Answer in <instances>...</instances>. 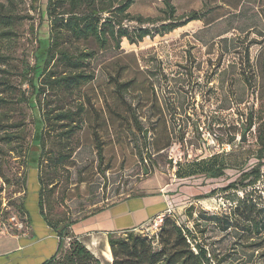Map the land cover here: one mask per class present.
Returning a JSON list of instances; mask_svg holds the SVG:
<instances>
[{
    "label": "rangeland",
    "instance_id": "1",
    "mask_svg": "<svg viewBox=\"0 0 264 264\" xmlns=\"http://www.w3.org/2000/svg\"><path fill=\"white\" fill-rule=\"evenodd\" d=\"M12 1L19 19L15 37L0 39V57L6 58L0 59V119L9 120L5 132L21 139L5 147L0 131V237L16 239L32 235L20 210L26 186L31 218L36 210L42 123L27 80L38 86L48 22L46 0ZM0 4L9 5L8 0ZM166 4L176 17L198 12L201 20L138 44L123 40L119 50L97 54L91 63L94 81L74 96L75 103L91 105L92 111L87 109L72 140L73 154L57 169L47 170L45 160L39 170L43 179L52 180L44 191V214L62 226L144 195H159L166 210L134 234L154 235L169 218L193 228L216 264H264V157L260 181L254 189H242L248 183L244 174L258 164V137H264V0H135L128 13L154 24L124 26L131 31L159 28ZM26 65L27 79L22 74ZM114 77L132 81L122 100ZM139 127L148 130L146 141ZM95 134L103 147L102 164ZM27 146L31 149L25 152ZM212 156L214 163L224 164L223 177L189 176L193 164ZM235 180L237 190L222 191ZM245 194L256 205L253 215L235 212ZM251 218L259 223L260 234L243 231ZM72 237L69 230L64 250ZM77 237L101 264H110L103 258L104 237L103 242L99 234Z\"/></svg>",
    "mask_w": 264,
    "mask_h": 264
},
{
    "label": "trees",
    "instance_id": "2",
    "mask_svg": "<svg viewBox=\"0 0 264 264\" xmlns=\"http://www.w3.org/2000/svg\"><path fill=\"white\" fill-rule=\"evenodd\" d=\"M37 2V0H34ZM135 0H46L45 13L48 22V43L45 58L39 74L38 86H34L31 79L29 85L33 88L34 103L37 107L39 118L42 123L40 133V160L35 170L36 209L45 226L56 236L57 249L53 256L40 264H101L93 253L79 241L73 232V226L81 221L72 222L61 226V220L50 221L44 214V191L45 187L52 184V180L43 179L39 170L46 160V168L57 169L69 160L73 154L72 140L81 130L87 109L92 111V106L86 103H75L74 99L82 88L94 81V71L91 63L99 52L106 50H119L121 42L126 40L128 44L134 45L142 42L152 34L164 36L181 28L188 23L201 20V14L190 12L187 15L176 17L174 8L166 4L165 18L159 28L151 30L148 28H137L129 30L125 23H136L142 26L146 23L154 24L150 19L141 16H131L129 8ZM8 4H0V39L15 37V24L19 19L17 14L11 10L13 1ZM0 59L5 61V56ZM6 62V61H5ZM25 66V79L30 68ZM116 95L122 100L132 87V81H119L113 78ZM36 89V90H35ZM76 95V96H75ZM75 96V97H74ZM20 101H23L21 96ZM1 101V100H0ZM134 114L135 111L132 110ZM136 116V115H135ZM9 120L0 119V131L4 133L2 138L5 147L13 145L21 136H13L5 132L3 126ZM251 124V118H249ZM16 127L18 125H15ZM142 138L146 141L148 130L139 127ZM53 133V134H51ZM95 151L98 164L103 161V147L97 136L94 135ZM260 147L256 151L258 164L249 173L244 174L248 183L242 186L253 188L260 181V167L263 166L264 137L259 136ZM17 145V144H15ZM19 145V144H18ZM31 146L25 148L30 151ZM164 148L157 149V152ZM193 164L191 173L204 175L209 179H220L224 176L225 166L222 163H214L215 157L204 159ZM185 178L186 176H182ZM188 177V176H187ZM28 178V176H27ZM29 179H27V182ZM237 180L230 182L222 191L237 190ZM28 184V183H27ZM252 189V190H253ZM254 191V190H253ZM214 195L211 192L207 197ZM28 187L26 186L25 202L20 205V210L26 215L28 224L33 227L32 218L26 207ZM251 196L245 194L238 202L235 212L240 215L254 214L255 204L248 202ZM102 211V210H101ZM101 211H98L101 212ZM188 211V210H187ZM97 214V213H96ZM94 214V215H96ZM248 220L247 227L243 231L247 233L260 234L259 223L255 218ZM254 223V226L252 225ZM253 227V228H252ZM255 230V231H252ZM71 231L73 237L64 250V238ZM134 230L122 231L119 236L115 233L107 234V242L110 249V264H216V256H212L203 245L195 238L193 228L179 226L169 218L164 219L158 232L151 236H138ZM33 236V233L32 235Z\"/></svg>",
    "mask_w": 264,
    "mask_h": 264
},
{
    "label": "crops",
    "instance_id": "3",
    "mask_svg": "<svg viewBox=\"0 0 264 264\" xmlns=\"http://www.w3.org/2000/svg\"><path fill=\"white\" fill-rule=\"evenodd\" d=\"M166 207L162 196L144 195L102 210L75 225L73 229L77 236L89 237L99 234L102 242L103 237L107 242V234L118 235L122 231L141 227L157 213L165 211ZM32 224L31 237H0V264H40L55 254L57 238L45 226L37 209L32 215ZM86 248L93 253L87 246ZM104 248L106 252L109 250L110 254L108 242Z\"/></svg>",
    "mask_w": 264,
    "mask_h": 264
},
{
    "label": "bare ground",
    "instance_id": "4",
    "mask_svg": "<svg viewBox=\"0 0 264 264\" xmlns=\"http://www.w3.org/2000/svg\"><path fill=\"white\" fill-rule=\"evenodd\" d=\"M108 249V248H107ZM106 250V249H105ZM103 258H105V260L108 262V263H110L111 262V255L109 254V250H107V252H105L104 254H103Z\"/></svg>",
    "mask_w": 264,
    "mask_h": 264
},
{
    "label": "water",
    "instance_id": "5",
    "mask_svg": "<svg viewBox=\"0 0 264 264\" xmlns=\"http://www.w3.org/2000/svg\"><path fill=\"white\" fill-rule=\"evenodd\" d=\"M144 173L146 174V172L144 171Z\"/></svg>",
    "mask_w": 264,
    "mask_h": 264
}]
</instances>
